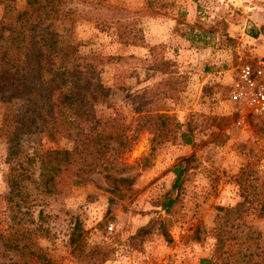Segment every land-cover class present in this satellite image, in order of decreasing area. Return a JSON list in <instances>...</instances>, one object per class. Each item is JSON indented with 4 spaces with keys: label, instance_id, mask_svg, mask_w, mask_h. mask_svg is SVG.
I'll return each mask as SVG.
<instances>
[{
    "label": "rangeland",
    "instance_id": "obj_1",
    "mask_svg": "<svg viewBox=\"0 0 264 264\" xmlns=\"http://www.w3.org/2000/svg\"><path fill=\"white\" fill-rule=\"evenodd\" d=\"M25 5L26 0H16L18 9ZM67 7L72 13L66 23L80 52L103 57L96 77L109 88V102L92 104L96 115H116L129 122L137 94L149 86L156 92L167 88L161 81L167 74L151 66L155 60H168V75L177 90L172 98L159 96L151 111L167 113L177 138L155 144L152 164L142 166L140 160L157 131L140 136L124 157L134 165L125 173L134 176L132 192L113 204L108 202L102 171L85 174L82 183L70 185L64 193L39 198L31 217L49 231L36 238L40 246L54 264H78L68 244L77 222L88 246L98 244L112 251L104 264H200L201 258L217 264L223 260L264 264V181L247 184L241 175L246 155L264 145V116L237 125L228 100L231 68L264 56V38L253 37L264 22V0H68ZM2 9L0 0V17ZM109 56L118 58L106 60ZM13 108L0 100V229L4 231ZM180 132L186 133L190 144L179 138ZM19 141L29 152L80 145L45 133L23 134ZM192 154L182 190L166 212L161 202L175 177L173 169ZM149 220L154 222L151 233L141 249H133L130 235ZM160 223L165 224L170 242ZM218 229L225 241L217 252ZM197 230L198 241L192 237ZM14 260L40 264L33 257L22 260L3 250L0 241V262Z\"/></svg>",
    "mask_w": 264,
    "mask_h": 264
},
{
    "label": "trees",
    "instance_id": "obj_2",
    "mask_svg": "<svg viewBox=\"0 0 264 264\" xmlns=\"http://www.w3.org/2000/svg\"><path fill=\"white\" fill-rule=\"evenodd\" d=\"M1 3L0 100L11 103L14 108L10 116L11 143L7 148L9 190L4 195L8 224L6 231L0 229V241L3 250L15 252L22 260L33 257L40 264H54L36 240L49 232L31 217L37 200L44 195L64 193L70 185L82 183L85 174L98 171L103 172L109 204L132 192L134 176L125 173L134 165L124 157L134 149L143 133L156 130L148 154L140 160L142 166H150L155 144L177 138L168 124L167 113L151 111L159 96L172 98L177 87L168 75L170 62L155 60L151 69L167 74L161 80L166 89L156 92L149 86L137 94L134 115L129 122L116 115L108 118L96 115L91 105L109 102V88L96 77L97 64L103 57L82 54L78 43L72 40L66 23L72 13L67 7L68 0H26L23 9L16 7V0H1ZM119 37L128 41L123 35ZM117 58L109 56L106 60ZM30 133L58 136L80 145L29 152L19 140L21 135ZM179 138L191 143L184 132H180ZM193 159L192 154L175 165V177L161 202L166 212L182 190ZM41 215L39 211L38 216ZM153 223L149 220L130 235L129 245L133 249H141ZM159 228L170 242L165 224L160 223ZM216 235L218 252L223 249L225 239L221 229ZM192 237L200 240V230ZM68 244L78 264H104L112 257V251L101 245L88 246L77 222L71 227ZM200 264L217 263L201 258ZM218 264L235 263L223 260Z\"/></svg>",
    "mask_w": 264,
    "mask_h": 264
},
{
    "label": "built area",
    "instance_id": "obj_3",
    "mask_svg": "<svg viewBox=\"0 0 264 264\" xmlns=\"http://www.w3.org/2000/svg\"><path fill=\"white\" fill-rule=\"evenodd\" d=\"M228 100L237 125H244L250 117L264 116V56L231 68ZM241 175L247 184L264 181L263 144L246 155Z\"/></svg>",
    "mask_w": 264,
    "mask_h": 264
},
{
    "label": "crops",
    "instance_id": "obj_4",
    "mask_svg": "<svg viewBox=\"0 0 264 264\" xmlns=\"http://www.w3.org/2000/svg\"><path fill=\"white\" fill-rule=\"evenodd\" d=\"M264 22H263V24L261 25V26H259L258 27V29H259V32H254V35H253V37H255V39H259L260 37H263L264 38ZM263 29V30H262ZM261 54V53H260ZM262 54H264V51H263V53ZM259 56V55H258Z\"/></svg>",
    "mask_w": 264,
    "mask_h": 264
}]
</instances>
